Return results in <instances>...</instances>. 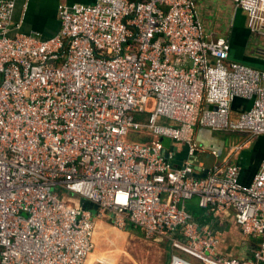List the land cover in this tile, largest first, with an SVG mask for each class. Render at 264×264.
Instances as JSON below:
<instances>
[{
	"label": "built area",
	"instance_id": "obj_1",
	"mask_svg": "<svg viewBox=\"0 0 264 264\" xmlns=\"http://www.w3.org/2000/svg\"><path fill=\"white\" fill-rule=\"evenodd\" d=\"M233 2L264 33V0ZM15 6L0 0V264H86L107 217L198 262L168 264H264V158L250 184L237 163L198 176L191 160L207 152L199 128L264 134V70L229 59L227 37L208 40L194 0L60 4L51 37L23 32ZM235 98L252 101L238 116ZM165 140L189 160L176 166ZM195 196L260 238L251 257L219 251L187 211Z\"/></svg>",
	"mask_w": 264,
	"mask_h": 264
},
{
	"label": "crops",
	"instance_id": "obj_2",
	"mask_svg": "<svg viewBox=\"0 0 264 264\" xmlns=\"http://www.w3.org/2000/svg\"><path fill=\"white\" fill-rule=\"evenodd\" d=\"M93 1L15 0L14 22L21 24L25 33L40 32L43 37H51L58 33L60 28L58 21L60 4H91ZM194 1L208 40L218 36L227 37L231 44L229 59L264 70V33L252 31L248 15L244 10L237 8L233 0ZM251 104V100L235 98L231 106L232 115L238 116ZM197 137L207 149V152L191 158L196 169H199V174L205 172L213 162L221 165L237 163L240 166V181L243 184H250L253 181L264 158V134L250 136L249 133L242 131L223 132L199 128ZM164 144L169 151L175 153L176 166L189 160L186 145L174 144L170 141H164ZM186 208L201 226L219 233L221 253L229 257L246 259L258 249L260 238L243 235L234 210L219 211L202 208L196 196L186 203ZM87 259L86 262L92 264V260Z\"/></svg>",
	"mask_w": 264,
	"mask_h": 264
},
{
	"label": "rangeland",
	"instance_id": "obj_3",
	"mask_svg": "<svg viewBox=\"0 0 264 264\" xmlns=\"http://www.w3.org/2000/svg\"><path fill=\"white\" fill-rule=\"evenodd\" d=\"M96 226L94 250L87 259L92 260V264H168L173 253L198 263L191 256L173 249L164 237L146 239L136 227L119 229L108 217L96 219Z\"/></svg>",
	"mask_w": 264,
	"mask_h": 264
},
{
	"label": "water",
	"instance_id": "obj_4",
	"mask_svg": "<svg viewBox=\"0 0 264 264\" xmlns=\"http://www.w3.org/2000/svg\"><path fill=\"white\" fill-rule=\"evenodd\" d=\"M194 168L196 169V167L194 166ZM197 171L199 169H196ZM205 174V172L203 173H200V174H197L198 176H203ZM79 205L80 207L83 209V210H90L92 211V213L94 215H96L97 211H98V205L97 204H94L86 199H81L80 202H79Z\"/></svg>",
	"mask_w": 264,
	"mask_h": 264
},
{
	"label": "trees",
	"instance_id": "obj_5",
	"mask_svg": "<svg viewBox=\"0 0 264 264\" xmlns=\"http://www.w3.org/2000/svg\"><path fill=\"white\" fill-rule=\"evenodd\" d=\"M126 229H133V226L131 224H128V226L126 227ZM142 234V233H141ZM143 235V234H142ZM170 259V258H169ZM169 262V260H168Z\"/></svg>",
	"mask_w": 264,
	"mask_h": 264
},
{
	"label": "bare ground",
	"instance_id": "obj_6",
	"mask_svg": "<svg viewBox=\"0 0 264 264\" xmlns=\"http://www.w3.org/2000/svg\"><path fill=\"white\" fill-rule=\"evenodd\" d=\"M104 264H109V263H104Z\"/></svg>",
	"mask_w": 264,
	"mask_h": 264
}]
</instances>
